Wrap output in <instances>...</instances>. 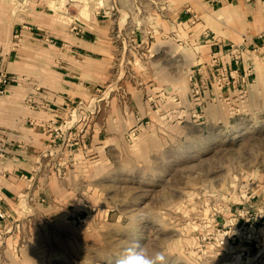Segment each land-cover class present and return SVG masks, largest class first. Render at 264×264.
Wrapping results in <instances>:
<instances>
[{
  "label": "crops",
  "instance_id": "1",
  "mask_svg": "<svg viewBox=\"0 0 264 264\" xmlns=\"http://www.w3.org/2000/svg\"><path fill=\"white\" fill-rule=\"evenodd\" d=\"M119 1L54 0L65 9L56 19L33 0H0V68L14 78L0 94V208L9 214L0 232L31 218L76 222L106 205L108 183L167 148L188 110L186 77L215 51L229 66L253 65L254 76L199 99L190 89V108L212 125L264 111V60L229 54L246 37L264 43V0Z\"/></svg>",
  "mask_w": 264,
  "mask_h": 264
},
{
  "label": "rangeland",
  "instance_id": "2",
  "mask_svg": "<svg viewBox=\"0 0 264 264\" xmlns=\"http://www.w3.org/2000/svg\"><path fill=\"white\" fill-rule=\"evenodd\" d=\"M33 2L63 17V2ZM148 49L137 47L138 68ZM186 54L190 66L189 45ZM188 80V110L170 126L159 156L108 183L106 205L93 206L82 220L10 224L0 232V264H116L136 240L150 254L164 250L166 264H264V111L212 125L190 108ZM227 230L234 235L221 244L217 234Z\"/></svg>",
  "mask_w": 264,
  "mask_h": 264
},
{
  "label": "built area",
  "instance_id": "3",
  "mask_svg": "<svg viewBox=\"0 0 264 264\" xmlns=\"http://www.w3.org/2000/svg\"><path fill=\"white\" fill-rule=\"evenodd\" d=\"M193 16L194 18H197V14H193ZM204 35L208 39L214 38V36L208 31H205ZM249 41L250 40L246 37L245 40L240 43H232L229 48L230 56H232L235 60H239L244 50H248L254 63L256 60H264V43L259 44L256 42H250L251 45L249 46L247 44ZM220 57L221 56L218 51L213 52L209 61L205 62L203 65L197 67V69L188 74L192 92L196 99L200 98L205 88H215L219 91L234 84L247 83L254 76L253 65L246 69H242L241 67H232L228 64L222 63ZM1 64L2 61L0 60V66ZM13 79L14 78L11 74L0 68V94L6 92L7 87ZM167 95L168 93L166 91H162L160 97L162 99H167ZM195 115H197V118L199 119L204 117L203 112L199 110H197ZM146 123H149V121ZM137 133L138 128H132L127 134L128 139H132L137 136ZM5 146V139L0 137V152L4 150ZM7 217H9V214L0 208V220L6 219ZM232 235L234 234H232L230 230L222 233L218 232L217 239L221 244H225L226 239Z\"/></svg>",
  "mask_w": 264,
  "mask_h": 264
},
{
  "label": "clouds",
  "instance_id": "4",
  "mask_svg": "<svg viewBox=\"0 0 264 264\" xmlns=\"http://www.w3.org/2000/svg\"><path fill=\"white\" fill-rule=\"evenodd\" d=\"M116 264H166V252L161 250L150 254L145 245L136 240L124 249Z\"/></svg>",
  "mask_w": 264,
  "mask_h": 264
}]
</instances>
